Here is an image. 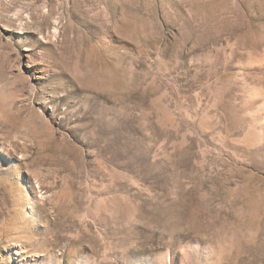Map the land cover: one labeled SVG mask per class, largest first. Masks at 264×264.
Masks as SVG:
<instances>
[{
  "label": "rangeland",
  "instance_id": "1",
  "mask_svg": "<svg viewBox=\"0 0 264 264\" xmlns=\"http://www.w3.org/2000/svg\"><path fill=\"white\" fill-rule=\"evenodd\" d=\"M0 264H264V0H0Z\"/></svg>",
  "mask_w": 264,
  "mask_h": 264
}]
</instances>
